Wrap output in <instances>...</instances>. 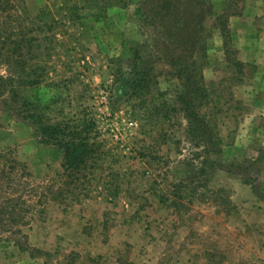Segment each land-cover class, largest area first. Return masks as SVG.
<instances>
[{
  "label": "rangeland",
  "instance_id": "rangeland-1",
  "mask_svg": "<svg viewBox=\"0 0 264 264\" xmlns=\"http://www.w3.org/2000/svg\"><path fill=\"white\" fill-rule=\"evenodd\" d=\"M160 1L0 0V264H264V0H188L208 88L190 116L156 57L177 42ZM22 96L93 122L86 168H63Z\"/></svg>",
  "mask_w": 264,
  "mask_h": 264
},
{
  "label": "trees",
  "instance_id": "trees-1",
  "mask_svg": "<svg viewBox=\"0 0 264 264\" xmlns=\"http://www.w3.org/2000/svg\"><path fill=\"white\" fill-rule=\"evenodd\" d=\"M9 3L10 0H5ZM204 0H202L203 2ZM171 4L176 8V16L178 17L179 23H172L170 21V7ZM152 11L154 17H157L160 22V26L163 28V35L166 37L171 36L173 32L176 41L175 53L174 48L168 43L165 44L166 48L163 50L161 45L156 46L157 58H166L170 64L174 65L179 72L185 76V90H184V102L185 109L188 115H193L195 112L191 110L192 102L197 99L199 94H202V101L208 97V88L206 86L205 77L200 65L192 60L195 54V41L192 38V32L188 29V11L189 7L188 0H161L156 4ZM202 9V20L204 19ZM161 44V43H159ZM162 44H164L162 42ZM206 43L202 42L201 50L202 57L205 58ZM136 64L138 73L143 71L141 68V56L139 50H135ZM204 62L202 63V65ZM38 66L33 67L32 71H36ZM142 69V70H141ZM143 74V73H140ZM133 80H130L128 76L122 77L121 92L124 94L127 89L133 86ZM137 85L136 83H134ZM12 96H20L15 89L10 90ZM23 97L21 111L24 110L25 117L34 126L36 134L45 143L52 144L63 152V168L70 174H74L82 171L87 166V161L92 157L94 151V142L90 131L93 127V122L89 124H79L76 120H66L51 122L44 117L41 107L35 101H31L27 97ZM204 103V102H203ZM208 127L202 120V133L207 132Z\"/></svg>",
  "mask_w": 264,
  "mask_h": 264
}]
</instances>
